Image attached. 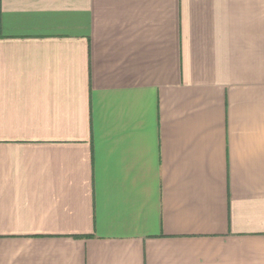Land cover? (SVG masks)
<instances>
[{
	"label": "crops",
	"instance_id": "crops-1",
	"mask_svg": "<svg viewBox=\"0 0 264 264\" xmlns=\"http://www.w3.org/2000/svg\"><path fill=\"white\" fill-rule=\"evenodd\" d=\"M0 264H264V0H0Z\"/></svg>",
	"mask_w": 264,
	"mask_h": 264
}]
</instances>
